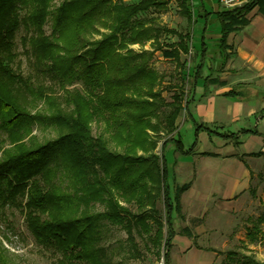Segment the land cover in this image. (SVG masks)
<instances>
[{
  "label": "trees",
  "instance_id": "obj_1",
  "mask_svg": "<svg viewBox=\"0 0 264 264\" xmlns=\"http://www.w3.org/2000/svg\"><path fill=\"white\" fill-rule=\"evenodd\" d=\"M168 1L62 0L51 7V0H0V129L6 137L0 147V215L8 206L20 208L35 241L58 254L56 264H121L100 243L108 224L124 230L130 257L142 255L139 237L163 264H170L172 213L180 212V194L188 184L170 195L165 159L157 146L161 142L163 150L173 142L179 153L190 154L196 140L184 148L175 121L182 108L189 112L188 100L182 102L183 91L173 93L170 101L164 97L163 75L150 61L161 50L183 70L186 61H181V54L189 53V34L157 17L140 16L152 8H166ZM176 1L188 24L195 23L191 1ZM260 1L247 0L215 12L221 47L230 31L247 23L246 14ZM210 14L203 9L205 19ZM20 26L25 29L27 75L13 66ZM165 33L178 40L164 45ZM146 42L148 49L129 46ZM201 46L204 52L203 38ZM200 68H194V77ZM78 81L83 89L66 87ZM223 94L245 92L231 89ZM95 118L110 131L114 148L103 134H92ZM192 122L195 134L201 128L212 132ZM37 126L54 135L39 138L33 133ZM239 133L258 131L241 129L221 136L239 143ZM158 201L163 211L157 208ZM251 222L246 237L255 241L264 214ZM180 232L195 239L188 230ZM0 264H5L2 247ZM222 264L264 260L230 249Z\"/></svg>",
  "mask_w": 264,
  "mask_h": 264
},
{
  "label": "rangeland",
  "instance_id": "obj_2",
  "mask_svg": "<svg viewBox=\"0 0 264 264\" xmlns=\"http://www.w3.org/2000/svg\"><path fill=\"white\" fill-rule=\"evenodd\" d=\"M61 1L62 0H51V7H55ZM124 1L126 3H132L138 0ZM201 1L206 2V0ZM192 3L196 5L197 0H193ZM193 9L195 13L194 16L197 18V9H195L194 6ZM208 9H212V7L209 6L206 12L211 11ZM140 16L157 17L160 23L168 27H172L177 31L188 32L189 53L181 54V61H186V66L183 70H181L182 68H179V66H176L173 59L163 56L161 50L155 51L150 61L151 67L155 68L163 75L160 87L164 97L170 101L173 93L183 91L181 98L184 103V100L189 99L194 90L193 79L195 73H193V69L198 63L196 57L198 45L197 41H195V36L199 28L197 29L196 23L188 24L186 18L179 12L176 0H169L166 8L162 10L152 8L148 12L140 14ZM212 18L215 19L217 17L213 15ZM49 26L50 17L48 16V20L44 25V29L47 33L50 31ZM24 34L25 29L23 26H20L14 38L16 56L13 66L20 70L23 75H27L29 74L30 66L22 40ZM177 40L178 38L175 34L165 33L161 36V41L164 45L176 42ZM129 46L135 50H140L142 48L148 49L150 44L149 42L144 43V45L140 43H131ZM212 46L213 45L209 44L208 48ZM66 87L83 89L80 81L72 85H66ZM249 93L248 99L251 98L254 100L253 102H257L262 107L264 106V89L257 91L249 90ZM197 95L196 93L195 97H197ZM165 110L167 111L168 108H165ZM263 115L264 108H259L254 114V117H252L250 124H246L245 126L260 127L263 131L261 133L264 135V121L262 123L259 122ZM183 119H186V115L182 108L175 121L176 127L181 124ZM91 126L93 135L103 134L107 138L109 146L111 148L115 147L111 139L110 131L105 128V124L101 120L95 118ZM33 133H36L39 138L51 137L54 135L51 129H43L41 126L34 127ZM178 136L185 148H188L194 140L198 143L195 130L192 125L188 123L179 128ZM240 139L241 143L235 145L234 149L231 148L230 151L232 154H234L233 151H236L237 154H242L245 161L250 166L252 175L248 187L240 191L237 195L239 199L236 206L234 205L230 211L224 210L223 215H216L218 218L217 223L215 222V215H204L201 221L211 219L213 222L212 224H208L205 232L201 235H197L196 244H198V247L194 249L184 247L182 250H179L184 244V241L180 238H175L170 254V264H222V261L225 259V253L230 249L236 250L237 252L251 253L257 259L264 260V222L258 225L259 233L255 241H249L246 237L247 230L253 225L251 221L255 220L261 214H264V153L259 156H249L246 153L250 151H264V137L240 136ZM5 140V133L0 129V147L5 146ZM160 145L161 142H159L157 146L159 154L162 152ZM171 147H173V142L164 148L165 155L169 159L172 157ZM179 177L182 178L181 175ZM168 183L169 186L173 185V183H170V180ZM170 190L173 195L176 188L173 186ZM205 204H210V202L199 203L193 198L187 197L183 202L184 212L188 216L197 215L198 211ZM97 208L101 209V206H97ZM157 208L163 211V204L161 201L157 202ZM4 212V215H0V247H2L5 264H56L58 254L50 248L39 245L35 241L25 224L24 215L20 208L8 206ZM180 213L181 212L176 214V212H174L173 214V227L175 231H180L184 226H188L192 229L193 226L196 225L197 218H192L189 224L186 225L184 224L185 217L181 216ZM206 214L209 213L207 212ZM106 229L100 243L107 246V248L113 252L114 260H121V264H163L162 258L159 259L156 254H154L155 250L152 248H150V250L147 249L139 237H137L136 240L142 255L139 258L130 257L124 246L126 237L124 230L110 224H108ZM259 237L262 239L260 240ZM210 249H214L215 251Z\"/></svg>",
  "mask_w": 264,
  "mask_h": 264
},
{
  "label": "crops",
  "instance_id": "obj_3",
  "mask_svg": "<svg viewBox=\"0 0 264 264\" xmlns=\"http://www.w3.org/2000/svg\"><path fill=\"white\" fill-rule=\"evenodd\" d=\"M193 6L198 12L195 23L197 29L199 28L195 36L198 45L196 67L201 66V68L193 79V93L187 99L189 114L184 109L186 119H183L176 127V132L179 133V128L186 123L194 128L192 119L212 132L209 133L204 128L199 129L196 134L198 143L190 154L179 153L173 144L172 157L167 158L164 148L171 142H168L162 150L168 173L167 185L170 195H174L170 190L173 186L177 189L183 184H188L180 194V215L185 217L184 224L188 225L192 218H197L196 225L192 229L188 226L181 229L190 231L195 239L193 236L181 234V230L175 231L170 254L175 238L184 241L179 250L184 247L189 249L198 247L197 235L205 232L208 224L213 222L211 219L201 221L204 215H215L217 223L216 215H223L224 210L230 211L234 205L238 204L237 195L248 187L252 170L242 154H237L236 151L232 154L230 149H234L235 145L241 143L240 136L264 137L260 127L245 126L250 124L259 108H264L257 102H253L251 98H247L250 94L249 90L264 89V0L246 14L247 23L229 32L224 47L219 45L220 21L212 18L213 15L216 16L215 12L222 8L218 0H206V2L197 0L196 5ZM209 6L212 7L208 9L211 10L208 11L211 14L205 19L202 16L203 9L206 11ZM202 38L204 52L201 46ZM209 44L213 46L208 48ZM231 89L242 90L245 95L225 96L223 94ZM196 93L197 97H195ZM263 121L264 115L259 122ZM241 129H255L258 133H239V143H235L233 138L221 136L223 133H238ZM252 152L246 154L256 156L251 155ZM180 175L182 178L179 177ZM169 180L173 185L169 186ZM187 197L199 203L209 201L210 204H205L197 215L188 216L183 207ZM174 212L179 214L177 211ZM207 212L209 214H206Z\"/></svg>",
  "mask_w": 264,
  "mask_h": 264
},
{
  "label": "built area",
  "instance_id": "obj_4",
  "mask_svg": "<svg viewBox=\"0 0 264 264\" xmlns=\"http://www.w3.org/2000/svg\"><path fill=\"white\" fill-rule=\"evenodd\" d=\"M191 3L193 0H190ZM247 0H218L219 4L223 8H233L236 6H240L245 3Z\"/></svg>",
  "mask_w": 264,
  "mask_h": 264
}]
</instances>
